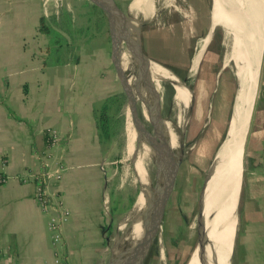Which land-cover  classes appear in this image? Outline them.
Masks as SVG:
<instances>
[{
  "label": "rangeland",
  "instance_id": "obj_1",
  "mask_svg": "<svg viewBox=\"0 0 264 264\" xmlns=\"http://www.w3.org/2000/svg\"><path fill=\"white\" fill-rule=\"evenodd\" d=\"M51 1L55 6H58V8H54L58 9V14L60 13L61 15L63 10L70 11L75 29L83 27L84 31L88 30L87 36L79 35L77 43L90 46L92 50L90 54H93V50H95L99 56L102 55L104 62H109L110 68L106 69L105 73H101V77L104 78L106 84L101 88L104 90L105 97L108 96L104 99L103 104L109 100L117 109L120 106L117 94H120L121 90L115 82L111 64V39L107 21L102 19V21L98 22L100 24L98 29L96 18L99 16L96 13V16L90 15L91 13L93 14V10L87 4V0ZM105 1L109 4L110 9L114 10V12L111 11L112 25L121 41L127 25H122L119 16L120 12L113 5V1ZM114 1L121 7V10L124 8L127 10L133 0ZM262 3L261 0L252 2L249 0L248 8L254 12L261 11ZM173 4L178 9L175 11L174 7H169L163 11L158 17L157 25L152 28V30H156L167 25L166 28L161 29L163 31H158L160 33L158 42L147 41L150 57L146 59L157 62L164 69V72L172 76V80L162 84L161 91L157 94L160 98L158 104H155L154 109H148V115L146 107L149 105H147L146 99L154 97L156 88H154L151 77H147V83L138 100L137 108L143 121L147 124L149 130H152L165 150L167 149L168 140L165 135L166 130H163L165 126L160 124L164 122V119L166 120V117L176 120L179 116L180 112L176 108L174 101V97L177 94V86L187 85L192 92V105L190 108L192 110L184 134L183 153L177 159L178 164L183 156L179 175L177 180L172 176L170 177L167 198H165L162 206L157 205L156 207V214L152 219H160L159 230L152 242L151 249H149L152 253H149L148 260L147 254L143 264H145L146 260V264L190 263L198 243L197 227L200 231L198 216L202 210L203 217V212L207 207L206 192L209 180L203 194L207 178L206 173L227 141L232 120L237 115L239 116L236 123L239 124L240 114L248 97L249 85L247 81L239 76L234 62H227L226 60L230 54L231 38L226 33L224 26L213 25L215 1L174 0ZM197 17L202 22H206V28L209 26V22H212V29L215 27L218 41L211 52L214 54L219 52V61L214 66L209 61L206 64H198L194 71L195 64L193 63L192 65L190 58L198 55L204 40L214 34L209 32V36L206 34L207 36L197 38V25L194 23L195 20H193V18ZM192 28L194 32L191 30ZM192 34L195 35L194 38ZM263 61L264 51L255 107L262 92ZM129 67V64L128 66H123L126 70ZM188 75L191 77L184 79ZM125 108L126 106H122L120 109L119 126L116 128L113 138L110 142L104 144L106 152L99 171L104 193H108L107 201L111 213L107 216L104 227L106 240H104L102 247L100 246L102 250L97 253L103 264H107L111 257V246H113L112 244L117 236L119 223L131 211L146 181L148 180L149 186L152 188L156 184V173L159 167L157 165L154 172L151 173L153 167L147 159L143 160L136 139L133 138L134 149L144 165L147 178L145 177L144 179L140 175L136 157L132 152L131 146L127 144ZM253 115L254 113L248 127L244 148L242 184L236 209V237L234 236L230 264H264V175L260 170L261 165H258L260 161L258 162L254 159L255 155L252 154L253 151L251 150ZM144 144L148 153L152 156L151 149L145 142ZM160 211H162L161 215L159 214ZM133 226L130 223L129 229L126 228L122 235L123 242H120V244L122 243V248L126 247L130 242Z\"/></svg>",
  "mask_w": 264,
  "mask_h": 264
},
{
  "label": "crops",
  "instance_id": "obj_2",
  "mask_svg": "<svg viewBox=\"0 0 264 264\" xmlns=\"http://www.w3.org/2000/svg\"><path fill=\"white\" fill-rule=\"evenodd\" d=\"M54 8L51 0H0V154L7 160L0 186V264H56L58 249L48 216L35 201V184L19 180L44 172L61 175L57 197L72 214L61 251L67 264H103L97 253L111 213L99 176L106 147L95 110L108 97L101 73L110 66L85 44L78 64H55L47 52L50 37L41 32V19L58 14ZM124 70L133 87L131 68ZM253 113L251 150L264 175V61ZM48 130L57 132L56 141Z\"/></svg>",
  "mask_w": 264,
  "mask_h": 264
},
{
  "label": "bare ground",
  "instance_id": "obj_3",
  "mask_svg": "<svg viewBox=\"0 0 264 264\" xmlns=\"http://www.w3.org/2000/svg\"><path fill=\"white\" fill-rule=\"evenodd\" d=\"M214 1L213 25L224 26L226 33L231 38L230 54L226 60L227 62H234L239 76L245 78L249 88L248 97L240 114L239 124L236 123L239 116L237 115L232 120L227 141L224 145L222 144L223 146L217 154L210 172V178H208L207 207L203 212L202 225L200 224L201 236L206 239L205 254L200 256L199 253L195 252L189 264H230L231 262L237 222L236 209L242 184L244 148L249 127V110L252 100L250 93L254 90L253 79L260 72L264 51V0H261L263 2L261 11L256 10L257 12L249 10V0ZM173 2L174 0H133L128 7L132 17L131 22L127 24V28L139 23L141 20H156L163 11L172 6ZM97 3L112 20L109 4L105 0H97ZM147 11L150 13H146ZM112 31L115 39L114 48L116 49L120 45V39L113 25ZM209 38H206L202 43V50L194 62V71L198 66L203 50L209 43ZM123 54L133 72V87L128 86V91L136 106L144 91L147 77L150 76L154 83L156 93L153 98L148 97L146 99L147 105H149L146 107V111L149 115V110L154 109L155 104H158L160 98L157 94L160 93L162 84L171 81L172 76L164 72L159 64L146 60L147 57L141 51L139 44L131 50L129 55L124 52ZM176 91L174 101L176 108L179 109V116L176 120L166 117V120L164 119V122L160 124L165 126L163 130H166L165 135L168 140L165 155L173 165H177V159L183 153L184 134L192 105V92L187 85L177 86ZM245 107L249 108L247 112ZM125 119L127 144L131 146L140 175L145 179L147 174L134 149L133 138L136 139L143 160L147 159L153 167L151 173L154 172L157 164L153 160V156L148 153L144 141L134 128L128 108L126 109ZM170 177L171 173H165L159 166L156 173V184L153 188L149 186L148 180L146 181L131 211L119 223L117 236L112 244L113 246H111L112 264H143L149 253L153 238L159 230V219H152L156 214L157 199L161 195L167 198ZM130 223L134 225L131 230V240L126 247L122 248V243L120 244L123 240L122 235Z\"/></svg>",
  "mask_w": 264,
  "mask_h": 264
},
{
  "label": "water",
  "instance_id": "obj_4",
  "mask_svg": "<svg viewBox=\"0 0 264 264\" xmlns=\"http://www.w3.org/2000/svg\"><path fill=\"white\" fill-rule=\"evenodd\" d=\"M88 1L91 4L97 6L98 9L104 13V15L106 16V18L109 21V31H110V36H111V61H112V67H113L115 82L121 90L120 94H118V95L122 99L123 106H126V108H128V110L130 112V116H131L133 126L136 129L139 136L142 138V140L151 149L153 160L155 161V163L157 165H159L165 173H171V176L175 180H177L178 175H179V171H180V168L182 165V157L183 156L181 157V160L179 161V163L177 165L171 164V162L167 159L163 145L161 143H159L157 141L156 136L150 132L149 128L147 127V124L143 121V119L140 115L139 109L137 108L134 99L133 100L131 99L130 92L128 91L129 87L127 85L128 84L127 72H125L123 65H122L123 52L130 54L131 50H133L136 45L141 44V46H142L143 35L146 32H148L149 30H151L153 28V26L157 25L156 23L158 21V18L156 20H154V19L141 20L139 23L131 25L128 28L125 27L123 36H122L121 41H120V45L118 48L115 49L114 48V40L115 39H114L113 31H112V20H111V18L101 8V6L97 2H95L93 0H88ZM112 1L114 3L113 5L115 6V8L120 12L119 16L121 18L122 25L126 26L127 24H129L131 22V17H132L130 12H129V8L127 10L125 8H124V10H121L117 6L115 1L114 0H112ZM171 7H174L175 11L178 9L177 7L174 6V4H172ZM111 11L114 12L113 9H111ZM142 51H143V49H142ZM262 57H263V54H262ZM261 64H262V61H261ZM254 65H256V64H254ZM259 76H260V72L257 73L255 75V78L253 79V85H254L253 89L254 90L252 89L253 91H251V93H250V97L252 98V100H251V106H250V110H249L250 111L249 126H250L252 114H253L254 107H255ZM256 88H257V90H256ZM248 109L246 108V112L248 111ZM191 110H190V112H191ZM215 160H216V158L214 159L213 164L211 165L210 169L206 173L207 178H206V181L204 184L203 194L205 192L207 182L209 180L208 178H209L210 172L212 170V167L215 163ZM202 198H203V195H202ZM164 200H165V197L161 195L157 199V205L162 206L163 203L165 202ZM161 213H162V211L159 212L160 215H161ZM200 224L202 225V210L200 211L199 216H198V226ZM159 225H160V219H159ZM197 235H198V243H197L195 252L199 253V255L201 256V255L205 254V250H206L205 241H206V239H204L201 236V231H199L198 227H197ZM153 240H154V238H153Z\"/></svg>",
  "mask_w": 264,
  "mask_h": 264
},
{
  "label": "trees",
  "instance_id": "obj_5",
  "mask_svg": "<svg viewBox=\"0 0 264 264\" xmlns=\"http://www.w3.org/2000/svg\"><path fill=\"white\" fill-rule=\"evenodd\" d=\"M87 4L93 10V14L91 13L90 15L96 16V13L99 16L96 18V22L98 23L102 21V19H105L109 28V21L104 13L88 0ZM59 16L63 17V21L61 20V17L59 18ZM97 26L99 29L100 24L98 23ZM41 32L50 37L51 44L47 48V52L49 55H54L55 64L63 65L66 64V62H72L75 64L79 63L81 44L77 43V40L80 37L79 35L87 36L86 34L88 33V30L84 31L83 27L75 29V25L72 23V15L70 11L63 10L61 15L59 13L57 15H51L49 18H42ZM46 64L48 65L50 63L47 62ZM118 97L120 100V106H118L117 109L111 104V101L108 100L100 108L95 110V119L97 122L100 140L103 144H107L111 141L116 128L119 126L118 117L120 109L123 106V102L119 95Z\"/></svg>",
  "mask_w": 264,
  "mask_h": 264
},
{
  "label": "built area",
  "instance_id": "obj_6",
  "mask_svg": "<svg viewBox=\"0 0 264 264\" xmlns=\"http://www.w3.org/2000/svg\"><path fill=\"white\" fill-rule=\"evenodd\" d=\"M48 134L56 141L58 134L55 130H48ZM7 160L0 154V186L6 180ZM61 175L58 172H44L39 175H26L19 180L26 184L32 182L35 184V201L44 214L48 216V228L52 234V240L55 247L58 249L56 253V264H67L66 256L63 254L65 247L63 232L66 225L71 219V211L65 205L61 198L57 197L56 184L60 181Z\"/></svg>",
  "mask_w": 264,
  "mask_h": 264
},
{
  "label": "flooded vegetation",
  "instance_id": "obj_7",
  "mask_svg": "<svg viewBox=\"0 0 264 264\" xmlns=\"http://www.w3.org/2000/svg\"><path fill=\"white\" fill-rule=\"evenodd\" d=\"M118 6V5H117ZM119 7V6H118ZM119 8H121V7H119ZM123 8V7H122ZM122 10H124V9H122ZM198 16V15H197ZM193 20H195V24L197 25V31H196V33H197V38H200V37H204V36H207L206 34H208L209 32L210 33H214L213 34V36L212 37H210V40H209V43L207 44V46L205 47V49L203 50V52H202V54H201V57H200V60H199V62H198V64L199 65H201L202 63L203 64H206L208 61L209 62H211V64L214 66V65H217V61H219V52L218 53H216V54H214V53H212L211 51H212V49H213V47H214V45H215V43L218 41V36L215 34V27L212 29V22H209V26L206 28L205 27V25H206V22H202V20L199 18V17H197V18H193ZM193 22V21H192ZM169 24V23H168ZM166 26L167 25H165V26H163V27H161V28H158V29H156V30H149L148 32H146L144 35H143V37H142V47H141V44H139L140 45V48H141V51H142V49H143V51L142 52H144L143 54L147 57V59H149V57H150V55L148 54V42L147 41H154V42H158V40L160 39V33L158 32V31H160L161 29H164V28H166ZM209 29V30H208ZM168 30V29H167ZM193 32H194V29L192 28L191 29ZM161 31H163V30H161ZM208 31V32H207ZM207 32V33H206ZM209 33V34H210ZM209 34H208V36H209ZM194 34H192V37L194 38ZM149 40H148V39ZM201 48H200V50L198 51V52H201ZM196 57H197V55H195L194 57L192 56L191 58H190V60H192V65H193V63L195 62V59H196ZM220 64V63H219ZM190 72H191V70H189ZM131 72H132V70H131ZM132 74H133V72H132ZM187 77H188V79L191 77L190 75H188V76H185V78L184 79H187ZM150 132L151 133H153L152 132V130H150ZM157 141H158V139H157ZM159 142V141H158ZM160 143V142H159ZM151 249V248H150ZM152 251V250H151ZM149 253L151 254L152 252H150V250H149ZM149 253H148V256H147V260H148V258H149ZM147 260H146V262H147ZM146 262H145V264H146ZM113 263V256H112V254H111V257H110V259L108 260V262H107V264H112Z\"/></svg>",
  "mask_w": 264,
  "mask_h": 264
}]
</instances>
